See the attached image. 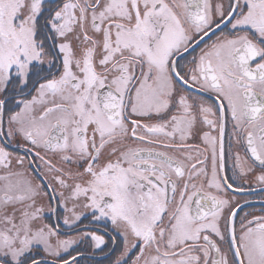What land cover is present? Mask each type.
Instances as JSON below:
<instances>
[{
    "label": "snow or ice",
    "instance_id": "snow-or-ice-1",
    "mask_svg": "<svg viewBox=\"0 0 264 264\" xmlns=\"http://www.w3.org/2000/svg\"><path fill=\"white\" fill-rule=\"evenodd\" d=\"M0 264H264V0H0Z\"/></svg>",
    "mask_w": 264,
    "mask_h": 264
}]
</instances>
